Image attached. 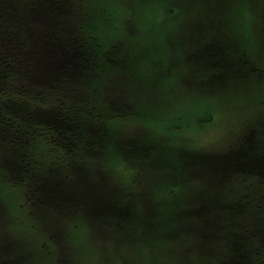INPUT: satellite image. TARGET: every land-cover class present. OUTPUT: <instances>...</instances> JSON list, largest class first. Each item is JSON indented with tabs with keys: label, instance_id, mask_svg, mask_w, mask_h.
<instances>
[{
	"label": "trees",
	"instance_id": "16d2710c",
	"mask_svg": "<svg viewBox=\"0 0 264 264\" xmlns=\"http://www.w3.org/2000/svg\"><path fill=\"white\" fill-rule=\"evenodd\" d=\"M78 2L48 0L47 14L38 17L32 4H39L32 0H0V181L15 185L23 195L40 198L47 204L45 208L57 214H69L76 227L80 226L77 211L69 207L75 197L78 200L81 186L76 181L81 175L112 174L119 188L128 183L114 166L128 160L114 150L126 153L128 149L131 156L133 152L132 160L144 163L153 157L148 145L130 136L128 117L114 114L124 104L114 97L116 86L122 92L128 87L120 85V73L118 79L109 74L120 69L127 76L131 66L125 55L127 46L110 36L115 28H109L107 22L96 26L98 19L81 10ZM60 41L71 47L67 59L54 62H61V68L69 71L61 80L50 69L48 55ZM117 55L122 58L120 66L113 65ZM102 77L105 83L92 85ZM50 107L54 110H47ZM35 117L41 118L39 122ZM77 200L74 202L80 206ZM172 204L168 203L158 221L174 236L176 230L194 232L189 223L194 216L209 217L208 211L197 215L184 209L178 229L168 209ZM233 253L242 261L245 251L235 246Z\"/></svg>",
	"mask_w": 264,
	"mask_h": 264
},
{
	"label": "rangeland",
	"instance_id": "374dc122",
	"mask_svg": "<svg viewBox=\"0 0 264 264\" xmlns=\"http://www.w3.org/2000/svg\"><path fill=\"white\" fill-rule=\"evenodd\" d=\"M79 1L78 5L82 7L81 10L88 7H90L89 11L94 9L93 16L98 19L96 26L100 20L103 21L107 12L106 17L116 16L117 14L123 15V18L119 20L123 24L139 17L141 21L139 32L135 25L128 24L129 28L136 32L133 37L141 41L140 47L143 46L142 25L146 18L144 10L149 9L151 11L153 9L149 6V4L153 5L151 1L148 5L146 4L147 0ZM202 1H205V12L210 15L207 20L205 19V12L200 11ZM35 3L39 4V9L34 5V11L38 15H42V9L47 7L48 4L47 0H36ZM195 6L196 13L200 15V18L195 20L193 29L186 31H202L201 34L206 39L207 49L210 45H215L216 49L213 56L218 63L217 66L204 69L197 80L204 78L207 83L208 81L211 83L216 81L217 86L212 89L204 87L202 91H195L191 86H188L189 82L195 84L192 75L186 76L181 81L178 80L179 68L176 69V73L174 71L171 76H165V80H161L160 76L162 74H160V71L167 68L171 69L165 67L169 65L168 56H165L166 60L163 64L157 63L152 58V51L140 48L133 37L127 36L128 39L122 40V43L127 46V48L125 47V54L130 60V68L134 67L136 57L139 54L137 71L141 72V78L132 76L127 79L134 84L137 91L136 96L147 99L150 97V93H153V98L156 99L150 109L153 114L147 116L143 124L137 127L138 129H135L133 134L136 136L135 138L144 137L141 139L146 143L155 142L160 148L163 145L175 146L173 148L178 149L182 154H216L217 158H220L218 160L220 162L224 160L222 163L225 164V162L232 160V156L240 158L243 154L249 155L252 151L246 146L245 141L250 139L253 144L251 136L255 140L256 136H260L257 131L264 130V127L257 130L250 129L259 124L264 126V0H195ZM138 9H141L139 13ZM157 17L163 21L161 26L169 29L164 22L166 18L161 15V12L157 11ZM112 21L108 22L109 28H113L111 26ZM92 24L94 25L93 22ZM210 26L215 31L210 32ZM148 53H150L149 60L152 59L150 61L153 72L154 68L156 72L151 79V85L147 83L148 78L143 73V69L146 67L144 61L147 62L144 56ZM56 57L61 59L59 55ZM108 60L110 61L111 58ZM54 62L52 61L50 68L55 72L57 71L58 79L61 80L65 77V74L68 75L69 71L61 68V63L58 62L56 65ZM74 70L76 73L75 68ZM179 74H183V72H179ZM99 80L101 78L95 82H101ZM47 110L54 109L50 107ZM203 114H209L212 117L211 121L201 122L197 116L202 117ZM141 118L144 119L143 116ZM40 119V117H35L34 120L37 123ZM222 155L226 156L222 157ZM167 157L170 160L177 161L174 155ZM194 166L197 167L196 171L192 170ZM118 167L126 175L131 173L132 179L140 180L143 184H148L150 188L157 178L161 180L172 178V171L166 173V175L155 174L150 171L141 172L139 165L131 162L130 165H125L122 168L118 164ZM216 167L220 168L221 166L217 164ZM186 169L189 178L183 182L175 183L180 191L181 188L189 190L185 195H181L182 199H185L186 196L193 197L194 192L197 191L193 198V204L197 203V197L201 194L204 200H210L211 203L217 202L226 193L227 203H231L234 198L240 196L244 200L257 202L258 207H264V200L258 197V194L262 192L259 188L250 189V192H248L249 190L245 191L247 182L249 188L251 187L252 176V179L248 177V181L241 185L237 184L234 178H231L232 182L225 189L224 184L222 185L223 188L218 185V181L221 179L218 175L221 172L220 170L218 172L211 166H200V162H189ZM135 170H137L136 175ZM194 176H199L200 179H197L196 182L195 179L190 178ZM167 181H162L164 187H168L165 184ZM196 183H198L197 187ZM255 183L264 188L260 181H254ZM145 194L154 196L153 190L148 191L146 189ZM218 195H220L219 198ZM0 196L1 198L5 197L4 200L6 201H17L19 198L21 202L23 201L18 188L2 187ZM158 201H160L159 198ZM201 206L203 204L197 206V208ZM259 209L263 211L262 208ZM207 210L208 207L205 211ZM24 214V210L21 209L19 213L20 221L19 224H16V229L20 232H27L26 229L29 227L28 223H30L29 217L28 219L25 218ZM191 222L190 219L189 223ZM40 223L41 221H37L38 226ZM217 228L221 231V224ZM144 229H147V233L153 232L152 226L148 223L144 225ZM39 234L40 230L37 229L34 238L37 239ZM63 239L70 252L82 264H100L104 256H107L108 261H111L112 264H122L125 259L130 264H149L151 259L159 260L158 264H198V257L203 253L206 246L205 241L194 238L181 250L180 247H177L175 240L169 241L150 236L143 237L138 233L125 230L118 231L112 227H109L108 231L97 239V246L89 242L92 241L89 233L84 237L75 233L69 227L65 229ZM246 240V244L252 252L253 260L256 264H264V254L260 257L257 255L264 245L254 236L253 230ZM128 243L140 244L149 252L150 258L143 248L138 252ZM30 253H32V246L28 244L24 247L23 256ZM194 253H196V257H194ZM34 257L39 261L42 256L38 252H34ZM40 264H44V262L40 261Z\"/></svg>",
	"mask_w": 264,
	"mask_h": 264
},
{
	"label": "bare ground",
	"instance_id": "6f19581e",
	"mask_svg": "<svg viewBox=\"0 0 264 264\" xmlns=\"http://www.w3.org/2000/svg\"><path fill=\"white\" fill-rule=\"evenodd\" d=\"M130 90H131V93H132V97H133V99H136V94H137V91H136V89H135V87H134V84H132V83H130Z\"/></svg>",
	"mask_w": 264,
	"mask_h": 264
},
{
	"label": "flooded vegetation",
	"instance_id": "af4514ba",
	"mask_svg": "<svg viewBox=\"0 0 264 264\" xmlns=\"http://www.w3.org/2000/svg\"><path fill=\"white\" fill-rule=\"evenodd\" d=\"M261 157H262V156L260 155L259 158H258V161L261 160Z\"/></svg>",
	"mask_w": 264,
	"mask_h": 264
}]
</instances>
